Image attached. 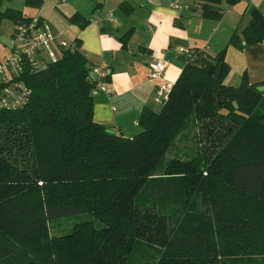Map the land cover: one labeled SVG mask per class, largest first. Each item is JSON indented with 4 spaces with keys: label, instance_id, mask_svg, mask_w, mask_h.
Here are the masks:
<instances>
[{
    "label": "trees",
    "instance_id": "trees-1",
    "mask_svg": "<svg viewBox=\"0 0 264 264\" xmlns=\"http://www.w3.org/2000/svg\"><path fill=\"white\" fill-rule=\"evenodd\" d=\"M4 1L0 23L34 17L3 9ZM200 1L205 16L223 15L221 0ZM250 16L229 45L264 41V12L252 7ZM68 20L89 22L80 13ZM192 50L162 109L145 108L132 136L94 118L98 81L80 39L44 69L28 62L20 78L31 87L29 103L0 109V208L24 212L25 231L43 236V246L13 253L8 240L16 237L0 213V264H234L243 237L264 231V216L249 207L264 203V81L244 72L240 84L225 83L227 47ZM191 122L200 153L165 160ZM79 212L104 226L86 220L50 236V219Z\"/></svg>",
    "mask_w": 264,
    "mask_h": 264
},
{
    "label": "crops",
    "instance_id": "crops-1",
    "mask_svg": "<svg viewBox=\"0 0 264 264\" xmlns=\"http://www.w3.org/2000/svg\"><path fill=\"white\" fill-rule=\"evenodd\" d=\"M10 2L7 8L40 16L73 41L80 39L93 68L103 62L110 67L109 90L94 91V118L130 136L139 132L145 108L163 106L158 83L176 82L189 60L187 50L218 54L227 47L230 75L241 78L246 72L251 83L264 81V41L229 45L233 34L249 24L252 7L264 12V0H248L244 7L235 2L220 18L205 16L200 0H42L39 7L26 0ZM75 13L89 19L85 27L68 20ZM157 58L167 67L163 78L154 80L150 63Z\"/></svg>",
    "mask_w": 264,
    "mask_h": 264
},
{
    "label": "rangeland",
    "instance_id": "rangeland-1",
    "mask_svg": "<svg viewBox=\"0 0 264 264\" xmlns=\"http://www.w3.org/2000/svg\"><path fill=\"white\" fill-rule=\"evenodd\" d=\"M19 0H16V4H18ZM221 8L225 13L231 5L234 3L228 2V0H221ZM236 3L240 4V7L246 6L248 0H239ZM12 2L10 0H5L3 2V9H6L10 6ZM18 6V5H14ZM21 6V5H20ZM239 7V6H238ZM24 8V7H22ZM26 9V8H24ZM239 9V8H238ZM237 11V10H236ZM48 30L53 34L57 35L60 34L63 36L64 39L67 40L69 44L73 42V39L68 37V35L63 33V31L55 30L50 23H47ZM15 29V22L10 17H4L0 23V58L6 56L7 54H11V47L14 43L12 38L13 31ZM223 50V49H222ZM188 51V50H187ZM7 55V56H8ZM39 56H36L35 59H38ZM45 66V65H44ZM151 77V76H150ZM242 77H237L234 74L230 75V68L229 71L224 76L225 83L231 85H238L240 84ZM171 83V82H170ZM162 109V105L157 104L156 111H160ZM141 127L139 128V131ZM198 129L194 122H191L188 127H186L182 134L176 139L174 145L169 149L166 159L169 158H180L184 160H190L197 156L200 153L199 147L200 143L198 142L197 137ZM251 210L256 213V215H263L264 216V203L262 201H258L253 199L249 204ZM0 213L4 216L6 220V227L7 229L11 230L16 237V240H8V244L13 246L15 250L13 253L19 250H29V253L35 251L37 249H41L42 245V238H31V234L26 232L23 224H22V217L24 212H21L18 208H16L11 203L3 204L0 208ZM86 220H92L95 222L97 227H102L104 224L95 219L94 216L90 213H75V214H68L64 216H58L56 218H52L47 222V226L49 228L50 236L66 234L72 231L73 226L76 223H80ZM264 229V224H259ZM253 235V239H249L248 237H243L241 240V244L243 245L241 249L242 252H239L238 255H234L231 260H233L234 264H264V231H256ZM250 235V236H251ZM244 242V243H242ZM19 258V255H18Z\"/></svg>",
    "mask_w": 264,
    "mask_h": 264
},
{
    "label": "built area",
    "instance_id": "built-area-1",
    "mask_svg": "<svg viewBox=\"0 0 264 264\" xmlns=\"http://www.w3.org/2000/svg\"><path fill=\"white\" fill-rule=\"evenodd\" d=\"M12 38L14 43L11 54L0 59V109L17 110L25 107L31 99V87L22 79L28 62L30 68L46 65L47 61H56L61 49L70 44L62 35H53L48 25L40 16H34L27 21L15 23ZM191 54V51L188 50ZM188 54V55H190ZM39 56L38 59H35ZM167 62L157 58L150 63V76L154 80L163 78ZM97 86L94 91L108 89L106 78L111 69L106 63L94 67ZM171 83L159 81L157 86V99L164 103L172 90Z\"/></svg>",
    "mask_w": 264,
    "mask_h": 264
},
{
    "label": "water",
    "instance_id": "water-1",
    "mask_svg": "<svg viewBox=\"0 0 264 264\" xmlns=\"http://www.w3.org/2000/svg\"><path fill=\"white\" fill-rule=\"evenodd\" d=\"M75 46V45H74ZM38 58V57H37ZM44 68H46V65L45 66H43L41 69H44ZM211 70V69H210ZM219 74L221 75L222 74V68L219 70ZM90 76H91V78H95V74H94V72L92 71V72H90ZM260 90H264V86H259L258 87ZM233 104H234V106L237 108L238 107V103L236 102V101H234L233 102ZM111 132L113 131V130H110Z\"/></svg>",
    "mask_w": 264,
    "mask_h": 264
}]
</instances>
